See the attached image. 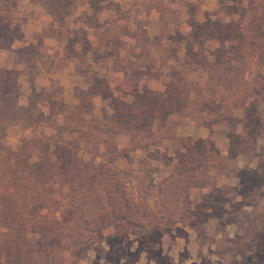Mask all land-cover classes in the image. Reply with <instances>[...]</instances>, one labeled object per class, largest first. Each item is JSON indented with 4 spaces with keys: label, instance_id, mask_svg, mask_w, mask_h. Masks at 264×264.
I'll return each mask as SVG.
<instances>
[{
    "label": "rangeland",
    "instance_id": "obj_1",
    "mask_svg": "<svg viewBox=\"0 0 264 264\" xmlns=\"http://www.w3.org/2000/svg\"><path fill=\"white\" fill-rule=\"evenodd\" d=\"M69 1L0 0V72H14L19 105L30 81L56 87L52 101L62 93L70 108L94 85L102 94L86 120L115 114L123 76L110 57L120 54L143 59L141 91L170 109L153 130L142 118L138 133L93 135L108 143L100 150L59 151L72 170L56 202H44L60 238L43 264H264V0ZM174 89L184 98L172 100ZM42 111L29 128L8 127L4 147L41 133L69 141L71 129L43 128L57 116Z\"/></svg>",
    "mask_w": 264,
    "mask_h": 264
},
{
    "label": "trees",
    "instance_id": "obj_2",
    "mask_svg": "<svg viewBox=\"0 0 264 264\" xmlns=\"http://www.w3.org/2000/svg\"><path fill=\"white\" fill-rule=\"evenodd\" d=\"M74 2L76 0H70L67 7L72 6ZM180 51L175 52L173 59L177 60ZM76 58L80 60L79 57ZM110 58L114 61L113 73L123 76L117 89L112 90L111 87L109 89L112 90V99H115V92L119 95L115 100L116 110L109 105L117 116L110 115L109 111H106L102 119L95 118L93 123L86 118L93 116L95 112L93 99L102 94L101 89H97L94 85L89 84L92 94L88 91L86 95L88 97L81 99L79 105H72L70 108V105L65 103L62 93L61 101H52L54 98L52 93L56 87L38 88L34 81H30L31 95L28 98V106L21 107L19 99L22 88L18 85V79L15 80L14 72L10 70L0 72V259H5L6 264H43L59 242L60 237H54L57 233L51 235V229L48 228L50 222L43 220L41 216L44 202H56L54 196L58 190L55 188L64 182H69L71 177L69 170H72V166L64 172L58 164L62 157V152L59 151L67 152L68 148L80 147H84L87 153H90L89 149L94 147L95 150H100L102 146H108V143H104L102 139L104 133H111L114 129L118 132L125 130L124 133H138L140 129L138 122L142 118L151 121L150 128L153 130L155 121L163 112L170 109V106L162 101L161 93L147 88L141 91L143 68H146L141 67L142 58L138 57L137 61H127L122 59L120 54H112ZM150 65L147 66L152 69V63ZM188 89L190 90L189 87ZM172 93L175 94L174 96L169 93L170 98L172 95V100L184 98L181 90L174 89ZM177 94L180 95L179 98ZM144 97L150 100L146 105H143ZM48 102L51 105H47ZM43 107L50 110V115L54 113L57 116L54 127L46 124L43 128L55 129L63 126L61 128L71 129L66 135L69 141L62 137L64 133L52 136L41 133L40 137L23 138L16 152L4 147L8 127L21 125L29 128L30 113L36 109L43 116ZM89 131L93 134H88ZM95 134L102 135L96 142L93 141ZM33 157L37 158V163H31ZM84 163V159H80L75 165L74 174H77L75 176L81 181V177L86 176L83 172ZM78 204L77 209L83 210V204ZM28 233L37 235L38 240H29Z\"/></svg>",
    "mask_w": 264,
    "mask_h": 264
}]
</instances>
